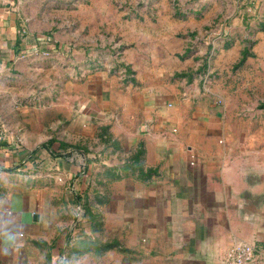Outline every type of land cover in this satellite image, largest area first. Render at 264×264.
I'll return each mask as SVG.
<instances>
[{
	"label": "crops",
	"instance_id": "obj_1",
	"mask_svg": "<svg viewBox=\"0 0 264 264\" xmlns=\"http://www.w3.org/2000/svg\"><path fill=\"white\" fill-rule=\"evenodd\" d=\"M34 47L0 0V86ZM124 59L134 79L68 76L57 103L0 98V264H219L238 241L264 243L262 154L214 90L156 91ZM103 130L132 155L121 177L93 160Z\"/></svg>",
	"mask_w": 264,
	"mask_h": 264
},
{
	"label": "rangeland",
	"instance_id": "obj_2",
	"mask_svg": "<svg viewBox=\"0 0 264 264\" xmlns=\"http://www.w3.org/2000/svg\"><path fill=\"white\" fill-rule=\"evenodd\" d=\"M11 2L22 37L51 54L18 61L1 81L6 94L0 98L20 105L57 103L68 76L88 79L116 70L134 79L122 60L129 56L145 66V83L156 91L176 93L193 84L213 89L215 109L230 119L241 147L261 152L264 161V0ZM104 130L96 144L102 154L93 160L121 177L132 155ZM53 133L61 134L59 127ZM248 264H264V243Z\"/></svg>",
	"mask_w": 264,
	"mask_h": 264
},
{
	"label": "built area",
	"instance_id": "obj_3",
	"mask_svg": "<svg viewBox=\"0 0 264 264\" xmlns=\"http://www.w3.org/2000/svg\"><path fill=\"white\" fill-rule=\"evenodd\" d=\"M32 53H38L44 56H49L51 54L49 49H39L34 47ZM4 71L3 64L0 62V78ZM190 163H196V155L190 154ZM256 251L255 244L238 241L234 243L222 256L221 262L219 264H248L254 257Z\"/></svg>",
	"mask_w": 264,
	"mask_h": 264
},
{
	"label": "water",
	"instance_id": "obj_4",
	"mask_svg": "<svg viewBox=\"0 0 264 264\" xmlns=\"http://www.w3.org/2000/svg\"><path fill=\"white\" fill-rule=\"evenodd\" d=\"M35 217H36V219H37V218H38V215H36Z\"/></svg>",
	"mask_w": 264,
	"mask_h": 264
}]
</instances>
